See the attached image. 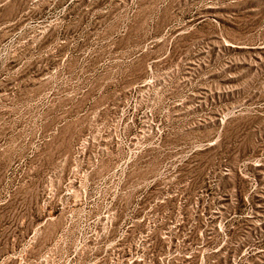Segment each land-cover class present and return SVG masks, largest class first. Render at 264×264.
<instances>
[{
    "label": "rangeland",
    "instance_id": "1",
    "mask_svg": "<svg viewBox=\"0 0 264 264\" xmlns=\"http://www.w3.org/2000/svg\"><path fill=\"white\" fill-rule=\"evenodd\" d=\"M0 264H264V0H0Z\"/></svg>",
    "mask_w": 264,
    "mask_h": 264
}]
</instances>
